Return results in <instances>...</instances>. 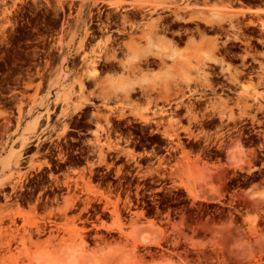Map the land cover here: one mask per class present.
Segmentation results:
<instances>
[{
  "label": "rangeland",
  "instance_id": "374dc122",
  "mask_svg": "<svg viewBox=\"0 0 264 264\" xmlns=\"http://www.w3.org/2000/svg\"><path fill=\"white\" fill-rule=\"evenodd\" d=\"M141 1L0 0V264H264V53L242 55L259 60L247 77L218 52L261 18L238 0H162L176 12L156 13ZM204 5L223 20L195 18ZM150 31L177 51L204 38L221 62L163 100V84L100 95L102 79L168 67L130 70L126 44L152 47Z\"/></svg>",
  "mask_w": 264,
  "mask_h": 264
},
{
  "label": "bare ground",
  "instance_id": "6f19581e",
  "mask_svg": "<svg viewBox=\"0 0 264 264\" xmlns=\"http://www.w3.org/2000/svg\"><path fill=\"white\" fill-rule=\"evenodd\" d=\"M3 2V1H2ZM124 2V1H123ZM147 2V3H146ZM116 3V2H115ZM195 3V2H194ZM130 4V3H129ZM169 4V3H168ZM123 5V4H122ZM126 5V4H125ZM161 7H160V6ZM167 5V4H166ZM164 3H154L150 0H147V1H143L142 3L139 4V8L142 10H144V12L146 13H156V12H159L158 8L160 7V9L162 10H165L169 7H167ZM201 5V4H200ZM120 6V5H119ZM159 6V7H158ZM206 7H208V5H205ZM210 6V5H209ZM224 6H227V5H224ZM138 7L136 6L137 10H138ZM212 7V6H211ZM247 7V6H246ZM245 7V8H246ZM258 7V6H257ZM120 8V7H119ZM135 8V9H136ZM184 8V7H182ZM202 8V7H201ZM245 8H242V9H245ZM188 9V8H186ZM252 9V8H251ZM249 7L246 8L245 10H251ZM256 9V8H255ZM264 8H262L263 10ZM237 10V9H236ZM241 10V9H240ZM131 11V10H129ZM161 11V10H160ZM171 11V10H170ZM189 11V10H188ZM187 11V12H188ZM244 11V10H243ZM264 11V10H263ZM116 12V11H115ZM256 12V11H255ZM261 12V11H260ZM112 13V12H111ZM128 13V12H126ZM145 15V14H144ZM172 16V15H171ZM101 17V16H100ZM2 18V17H1ZM136 18V17H135ZM167 19V17H166ZM164 20V19H163ZM118 21V20H117ZM166 21V20H165ZM114 22V21H113ZM170 22V21H169ZM117 23V22H116ZM162 23V20L160 22V24ZM168 23V22H167ZM194 23V22H193ZM159 24V25H160ZM176 24V23H175ZM260 26L262 29H264V20H261L259 22ZM107 25V24H106ZM105 25V26H106ZM158 25V26H159ZM183 25V24H182ZM103 26V25H102ZM101 26V27H102ZM131 26V25H130ZM161 26V25H160ZM125 26H123L124 28ZM187 27V26H186ZM107 28V26H106ZM160 28V27H159ZM168 28V27H167ZM94 29V28H93ZM101 29V28H100ZM162 29V28H161ZM97 30V29H96ZM104 30V29H102ZM107 30V29H106ZM161 31V30H160ZM99 32V31H98ZM101 32V31H100ZM135 32V31H134ZM102 33V32H101ZM139 34V32L137 31L136 34ZM163 33V32H162ZM191 33V32H190ZM164 34V33H163ZM93 35V34H92ZM124 35V34H123ZM122 35V36H123ZM128 35V33H127ZM182 35V34H181ZM191 35V34H190ZM101 36V34H100ZM113 36V34H112ZM118 36V35H117ZM120 36V37H122ZM126 36V35H125ZM124 36V37H125ZM148 38L151 40V43L150 45L152 47H147V46H141L140 43H139V38L142 37V36H133L131 37L130 41L126 44V50H127V55L129 56L128 60L130 61L131 59V66L132 67H137V63H136V59L137 60H143L145 61L146 63L149 64V62H154V61H158V63L161 65V66H173V67H178L180 66L182 68V66L185 64V63H189L191 62L190 61V57L192 55V52L191 51H188L186 49H183L181 51H177L175 48H172V45L170 43H168L164 36L162 35H159L157 36V33H153L152 31H150L148 34H147ZM89 37V36H88ZM117 38V37H116ZM127 38V36H126ZM120 39V38H119ZM124 38L122 37V40ZM116 41V40H115ZM111 42V41H110ZM113 43H115L113 40H112ZM176 42V41H175ZM112 43V45H113ZM117 43V42H116ZM115 45H121L119 43H117ZM177 44V43H176ZM119 46H117L116 48H118ZM122 47V46H121ZM120 47V48H121ZM111 48V46H110ZM115 48V49H116ZM98 49V48H97ZM113 49V47H112ZM111 49V50H112ZM110 50V49H109ZM114 50V49H113ZM117 50V49H116ZM114 50V51H116ZM123 50V48H122ZM118 51V50H117ZM120 51V50H119ZM85 52V51H84ZM121 53V52H120ZM115 54V53H114ZM124 54V53H123ZM214 55V54H213ZM122 59V58H121ZM151 59V60H150ZM210 59H213V58H210ZM111 61V60H110ZM169 61V62H168ZM218 61V60H217ZM95 62V61H94ZM97 62V61H96ZM111 63V62H110ZM109 63V64H110ZM94 63H92L93 65ZM108 64V63H107ZM115 64V63H114ZM144 64V63H143ZM158 64V65H159ZM98 65V63H97ZM100 65V63H99ZM113 64L109 65L110 67L112 66ZM102 66V65H101ZM106 66V65H105ZM108 66V67H109ZM119 66V65H118ZM126 66V65H125ZM130 66V65H128ZM142 67V66H141ZM104 68V67H103ZM102 68V69H103ZM113 68V67H112ZM111 68V69H112ZM120 68V67H119ZM108 69V68H107ZM115 69V68H114ZM118 69V68H117ZM94 70V69H93ZM99 70V68L97 69ZM131 71H133L131 68H130ZM110 71V70H108ZM114 71V70H112ZM91 72V71H90ZM100 72V71H99ZM118 72V71H117ZM180 73L178 74V76L176 78H170V79H166L164 80V82H130L126 79H128V76H121V77H116L115 79H109L108 82L106 83L105 82V79H102L100 80L98 83H99V86H100V89H101V93L100 95H102L103 97H108V96H116V95H120L124 98H130V97H133L134 94H137L139 97L141 96H147L148 92L150 90H156V86L160 85V84H163L165 87V94L161 96V99L163 100L164 98H168L169 97V93L167 91H169V85H173V86H178L180 84V80L183 79L182 81L183 82H186L187 78H190L191 77V73L188 72L187 70L185 69H182V72L179 71ZM93 75L91 77H87L88 78V81H92V82H96V79H98L96 76H94V74L96 75V73L93 71L92 72ZM91 73V74H92ZM98 73V72H97ZM114 73V72H113ZM190 73V74H189ZM114 75V74H113ZM100 76V75H99ZM114 77V76H113ZM180 79V80H179ZM188 83V82H186ZM186 83L184 86H186ZM183 84V83H182ZM94 85V84H93ZM181 85V84H180ZM91 86V85H90ZM182 87H179L177 88V94L178 93H181L182 92ZM186 88V87H184ZM93 92V91H92ZM91 92V94H92ZM152 93V91H151ZM136 96V95H135ZM149 96H150V93H149ZM134 98V97H133ZM153 98V97H152ZM139 100V99H137ZM152 100V99H151ZM150 102V101H149ZM146 103V102H145ZM54 104V103H53ZM150 105V104H149ZM178 105V104H177ZM180 105V104H179ZM192 105V104H191ZM191 105L186 106L187 108V111L190 113L192 111L191 109ZM171 106V105H170ZM191 106V107H190ZM194 106V104H193ZM50 107V106H49ZM193 108V107H192ZM50 109V108H49ZM169 109V108H168ZM191 109V111H190ZM162 110V109H161ZM160 110V111H161ZM171 110V109H170ZM173 110V109H172ZM50 111V110H49ZM167 111V109H166ZM169 112V111H168ZM175 112V111H174ZM221 112V111H220ZM161 113H163V111H161ZM177 114V113H176ZM180 114V113H179ZM194 113L192 112V115ZM122 115V114H121ZM172 116V115H171ZM177 116V115H176ZM219 116H222V115H219ZM168 117V116H167ZM178 118V117H177ZM109 119V117H108ZM107 119V120H108ZM145 121L148 123L149 122V118H145ZM143 121V122H145ZM160 121V120H159ZM179 121V120H178ZM190 121V120H189ZM111 122V121H110ZM145 122V123H146ZM155 122V125H159V123L157 121H154ZM176 123V122H175ZM98 124V123H97ZM108 124V123H107ZM165 124V123H164ZM104 125V124H103ZM167 125V124H166ZM98 126V125H97ZM165 126V125H164ZM106 127V126H105ZM167 127V126H165ZM164 127V129H166ZM98 130V129H97ZM104 130V129H103ZM106 130V129H105ZM168 129L165 130V133L167 134ZM99 131V130H98ZM103 132V131H102ZM106 134V132H105ZM101 138V137H100ZM96 140V139H95ZM98 140V139H97ZM98 143V142H97ZM210 181V180H209ZM68 183V182H67ZM208 183V182H207ZM60 184V183H59ZM68 185V184H67ZM59 187V186H58ZM73 187V186H72ZM70 189H68L69 191ZM76 197V196H74ZM72 201V200H71ZM156 236V235H155ZM153 235L152 237L150 235H147V238H146V241L148 242H151L153 241ZM72 251V250H71ZM64 257V256H63ZM68 259V258H67ZM71 260V259H70ZM71 263V262H70ZM73 264V262H72ZM76 264V263H74Z\"/></svg>",
  "mask_w": 264,
  "mask_h": 264
},
{
  "label": "flooded vegetation",
  "instance_id": "af4514ba",
  "mask_svg": "<svg viewBox=\"0 0 264 264\" xmlns=\"http://www.w3.org/2000/svg\"><path fill=\"white\" fill-rule=\"evenodd\" d=\"M143 1H147V0H143ZM143 1H141V3ZM150 1H152L154 3H164L163 1H161V2H158V1H155V0H150ZM238 1L239 2H244V3H242L244 8L247 6L246 8L249 7L251 9L252 6H255L256 9L254 8V9H251V10H253L254 12L256 11V13L260 12V11L262 12L264 10V9L262 10V8H264V0H258L257 2H255V1L246 2L245 0H238ZM164 4L165 5L167 4L166 6L167 7L170 6V7L165 9V10H162V9H160L161 6L159 5L160 6V7L158 6L159 7L158 8L159 12H167V11H170V10H171V12H173V11L176 12L175 9H174V8H176V5L174 4V2H169V4L168 3H164ZM211 6L212 5H210V6L208 5V7H211ZM135 8H136V6H135ZM138 10L144 12V10L143 9L141 10L139 7H138ZM181 10H182V12H187L189 10V8L186 9V7H184ZM251 10H248V11H251ZM190 11L191 10H189L187 13H191ZM244 15L246 17L259 16L261 18V20H264V14L263 15L262 14H258V15H247V14H244ZM261 20H256V21H254L252 23V25H257L258 24L257 27L245 30V31H243L242 34H239V36H237L235 38L231 37L229 40H227V43L225 45H218V47H219V51L218 52L222 51V52L228 53L225 56L228 59L231 60L233 65H241V69H242L241 72H242L243 75H245L247 77L249 76L251 71L254 69V64L256 62H258L259 60L258 59L254 60V59L250 58V60L246 61V63L244 64V63H242V61H243L242 58H241L242 55H244V53H249V55L247 56V58H249V57H251L252 54H255V55L259 56L258 54L264 53V29H262L260 24H259V22ZM196 31L197 30H195V32ZM198 31L201 32V29H199ZM209 31H210V33H206L205 36L214 37V36H217V35H219V36L221 35L220 31H219V33L217 31L212 30V29H209ZM196 36H198V34H196ZM223 36L225 37V35H223ZM213 47L214 46H212V49H213ZM216 47H217V45L215 46V48H214L215 50H213V52L214 51L216 52ZM185 49L188 50V47H186ZM189 51H190V49H189ZM191 52H192V50H191ZM214 53H211V55L209 56V60H211L214 63H218L219 61L221 62V60H219L218 58L215 57V55H213ZM210 58H213V59H210ZM215 77H217V78L213 80L214 83H217V84L222 83V81L218 80V77H219L218 74H215ZM243 79H244V77H243ZM175 104H176V108H183L186 113H188L189 115L192 116V112L193 111H191V109H192V107L194 108V106H193L194 103L193 102L188 101L187 103L184 104L183 100H180V101H176ZM187 104H188V106L192 104L191 105L192 107L190 106L191 107V109H190L191 112L190 113L187 111V108H186Z\"/></svg>",
  "mask_w": 264,
  "mask_h": 264
},
{
  "label": "crops",
  "instance_id": "0c3cea01",
  "mask_svg": "<svg viewBox=\"0 0 264 264\" xmlns=\"http://www.w3.org/2000/svg\"><path fill=\"white\" fill-rule=\"evenodd\" d=\"M162 1V0H160ZM207 8V9H206ZM206 10H200V11H193L192 14L194 15L195 18L199 19L201 18V20L203 19V21L207 22V23H214L217 20H223V16L225 13H223L222 9H220L219 7L213 6L212 7H206ZM244 8V7H243ZM252 9L255 8V6L251 7ZM239 11L243 14H247V15H258V14H264V11L262 12H254L253 10L251 11H247L244 10L242 8H238ZM241 9V10H240ZM244 10V11H243ZM204 37H206L205 35H203ZM188 47V51L190 49V51L192 50V55L190 57L191 60V71H192V75L190 78L194 79L196 82H202V70L199 67L205 60H209V56L211 55L212 52V44L208 43V41L204 38L202 39H197L195 40V42L191 45H186L184 48ZM138 60L136 59V62ZM130 63V68L132 70L136 69L135 67L131 66V59L129 61ZM165 69H162V74L161 73H156L154 75H149L146 72H141L140 74H135L132 73L128 79V81L130 82H164V80L166 79H170V78H176L177 75L171 77L170 75H168V67H164Z\"/></svg>",
  "mask_w": 264,
  "mask_h": 264
}]
</instances>
